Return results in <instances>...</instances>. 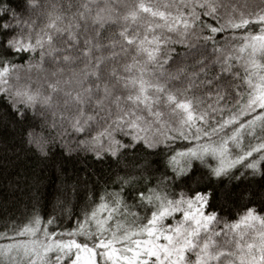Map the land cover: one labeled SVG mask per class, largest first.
Returning a JSON list of instances; mask_svg holds the SVG:
<instances>
[{"label":"snow or ice","instance_id":"6c2138e0","mask_svg":"<svg viewBox=\"0 0 264 264\" xmlns=\"http://www.w3.org/2000/svg\"><path fill=\"white\" fill-rule=\"evenodd\" d=\"M17 166L0 264H264V0H0Z\"/></svg>","mask_w":264,"mask_h":264},{"label":"trees","instance_id":"16d2710c","mask_svg":"<svg viewBox=\"0 0 264 264\" xmlns=\"http://www.w3.org/2000/svg\"><path fill=\"white\" fill-rule=\"evenodd\" d=\"M46 131V129H42L37 126V135L46 134ZM20 163L23 164L25 168L29 169L30 171H35L36 174L39 175L38 170L40 167H42V165L33 154L28 153L26 158H24ZM61 165H63L69 171V173H73V169H80L84 166H93L91 161L83 158V155L74 156L71 159H65L62 157L59 149H57L55 156L49 162V166L45 169L43 176L40 177V190L46 196L54 195L55 190L60 186L57 177V169ZM17 171H20L19 166H17L15 169L5 167L3 170H0V197H6L8 195L7 191H4V189H6L9 179L15 178Z\"/></svg>","mask_w":264,"mask_h":264}]
</instances>
